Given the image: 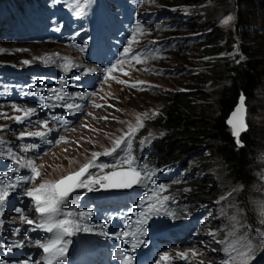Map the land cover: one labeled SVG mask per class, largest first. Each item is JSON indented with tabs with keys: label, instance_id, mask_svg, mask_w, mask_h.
Returning a JSON list of instances; mask_svg holds the SVG:
<instances>
[{
	"label": "rangeland",
	"instance_id": "1",
	"mask_svg": "<svg viewBox=\"0 0 264 264\" xmlns=\"http://www.w3.org/2000/svg\"><path fill=\"white\" fill-rule=\"evenodd\" d=\"M102 4V0H0V84L4 85L0 95L11 87L35 82L42 74L86 60L84 48L93 31L104 39L120 42L122 52L131 46V52L122 56L112 76L99 86L89 113L66 136L68 141L39 159L41 174L34 184H55L93 161L97 166L90 167L80 179H87L88 175L101 178L109 170L129 168L123 161L131 157L130 167L141 173V182L133 187L149 184L160 202L165 194L159 185L166 188L189 177L187 171L174 172L168 167L153 170L147 163L143 153L161 134L151 126V120L158 115L164 96L172 93H188L201 109H207L205 115L214 113L211 97L221 85L214 81L215 74L223 68H207L197 47L214 24L212 31H225L229 42L234 43L236 39L229 31L235 30L238 14L248 12L251 24L259 25L262 11L244 9L236 0H119L107 11L101 8ZM117 5L125 10L124 14ZM99 15L104 20V31L96 22ZM228 17L232 19L224 23ZM66 22L69 27L63 32L56 27L61 24V28ZM22 28L34 32V38L24 34ZM188 71L201 77L191 79ZM197 90L208 101L201 99ZM244 107L247 130L263 133L252 150L250 184L236 182L224 167L211 166L216 163L203 157L191 162L190 176L205 173L217 185V198L205 203L203 210L204 204L198 203L200 212H194L197 208L184 210L180 198L184 191L177 192L187 189L189 183L178 182L172 197L162 201L169 217L172 219L174 213L183 220L184 231L192 235L195 264H222L228 259L224 249L229 244L238 250H246L244 245L251 244L254 258L250 264H264V81L253 99H244ZM15 117L0 109V144L5 138H13ZM134 128L137 130L131 132ZM125 134H130L126 139H130L131 147L122 142L116 148V141ZM113 148L116 151L111 155H103ZM93 154L99 155L94 158ZM100 164L108 167L101 169ZM104 184L101 180L92 189H102ZM240 203L246 204L252 214ZM190 219L196 221L194 226L189 224L193 230L188 228Z\"/></svg>",
	"mask_w": 264,
	"mask_h": 264
},
{
	"label": "trees",
	"instance_id": "2",
	"mask_svg": "<svg viewBox=\"0 0 264 264\" xmlns=\"http://www.w3.org/2000/svg\"><path fill=\"white\" fill-rule=\"evenodd\" d=\"M236 3L249 11L260 8L263 16L259 25L251 24L248 12H242L235 21V30L229 31L236 39L234 43L229 42L228 33L225 31H212V28H216L214 24L211 26V33L205 35L204 41L197 47L201 62L207 68L220 65L223 68L215 74L214 81L221 83L211 97L215 112L205 115L207 109H201V105L189 98L188 93L165 95L158 115L151 120V126L161 134L152 143L149 154L157 167L164 165L184 169H188L193 160L204 157L216 163L211 166L224 167L236 182L247 185L252 178V150L263 133L251 129L244 131L240 135L243 145L240 147L226 120L238 98L243 95L244 99H253L256 90L264 81V0H236ZM239 37L241 40H238ZM236 45L241 47L237 48ZM189 76L191 79L201 77L197 74L191 75V71H188ZM200 82L204 80L200 79ZM212 87L215 88V85ZM198 90L201 91L200 88ZM198 90L199 97L208 101ZM181 191H184L183 197L189 204H205L218 196L217 185L205 173H198L187 189L178 190L179 194ZM240 204L249 215L252 214L246 204Z\"/></svg>",
	"mask_w": 264,
	"mask_h": 264
},
{
	"label": "snow or ice",
	"instance_id": "3",
	"mask_svg": "<svg viewBox=\"0 0 264 264\" xmlns=\"http://www.w3.org/2000/svg\"><path fill=\"white\" fill-rule=\"evenodd\" d=\"M232 17H228L224 23H228ZM131 52V46L125 47L123 52L121 53L122 56ZM134 59L136 57H133ZM117 67L116 64H113L111 68L106 69V73L112 72L113 69ZM67 68V65H65ZM79 79V77H77ZM62 98V97H61ZM68 109H79V105L67 104L65 105ZM244 97L241 96L240 104L238 105L236 112L234 113V118L229 121L233 127V135L236 138L238 146L242 147L240 134L242 131L247 130V125L244 121ZM35 114V109L29 108L24 111L22 116H16L14 119L18 123H22L24 119H27L29 116ZM74 114V113H73ZM58 118V117H57ZM41 126L47 128L48 122L41 121ZM137 129H131V132H135ZM28 135V136H36L40 138H45L47 136V132H34V133H21V137ZM130 134H125V137H122L120 140L116 141V148L121 146L122 142H126L131 147L130 139H126ZM143 144L144 142L141 141ZM38 145L32 144L27 146L25 151L29 149H34ZM116 148L111 149L110 151H105L103 155H111L113 152L116 151ZM99 154H93L94 158ZM8 159H12L14 163L20 164V167H28L30 168L31 172L33 173L32 177L24 176L23 181L27 182L29 179H34L36 176L39 175L37 169L32 166L31 161H27L26 163L18 161L15 159L14 156L9 153ZM123 163L129 165V169L125 172H113L110 175L103 176L101 178H96L91 175L87 176L86 180L80 179L85 173L88 172V169L93 166H97L94 164V161L89 164H85L83 167L79 169L78 172L71 174L67 177H64L62 180L56 182L55 184H41L38 188L29 190L25 192V195L30 197L35 204V212L40 215V221L35 223L34 228L30 229L31 231H44L47 233H52L53 236L51 239L47 240L46 242H37V246L43 249L45 253V264H57V261L62 259L64 252L66 251L67 242L63 240L64 236H70L73 234V231L79 230L76 222L70 217L73 215L72 213H62L60 206L66 202L69 194L74 191L76 188L81 187H88L91 190L90 185L93 183H101V180L107 181L108 183L103 186L107 187H121V188H131L133 184L141 182V173L132 169L131 163L132 158L129 157L125 159ZM101 169L108 167V165L100 164L98 165ZM0 175H6V173H0ZM121 177L119 180H114V177ZM21 182V178H17L15 182L5 183L4 181L0 180V213L3 212V206L7 202V198L10 196L11 191L14 190L17 185ZM164 185H159L160 189H164ZM147 199H151L148 197ZM168 199L167 196L162 198V201H166ZM162 201L158 202V204H149L145 211L140 213V219L136 221L137 230L134 232L125 231L119 234L122 237H137V235H144V230L142 229L143 224H146L148 219H150V214H159L160 208L163 207ZM15 211L20 213L22 209L16 208ZM170 214V213H169ZM81 217L85 214L80 213ZM57 216H63L64 218L57 219ZM23 220L24 217L21 216ZM29 225L34 223L33 220L28 219L26 221ZM19 231V230H17ZM212 235V233H210ZM142 241L138 239L133 240L132 247H138ZM22 242L20 244H16L15 247H21ZM244 249L246 250H238L234 245L229 244L225 247L224 251L228 254V259L224 260L222 264H250V261L254 258L253 252L254 249L251 244L244 245ZM231 252H235L236 255H231ZM162 260L167 259V255L161 257ZM124 264H131V258L124 257Z\"/></svg>",
	"mask_w": 264,
	"mask_h": 264
},
{
	"label": "water",
	"instance_id": "4",
	"mask_svg": "<svg viewBox=\"0 0 264 264\" xmlns=\"http://www.w3.org/2000/svg\"><path fill=\"white\" fill-rule=\"evenodd\" d=\"M240 100H241V97H239V99H238V101H237V103H236V105H235V107H234V109H233V111L230 113V115H229V117H228V119L226 120V123H227V125L232 129V131H233V127H232V124H230L229 123V121L230 120H232L233 118H234V113L236 112V109H237V107H238V105L240 104ZM245 108V107H244ZM244 115V114H243ZM243 133V131L241 132V134ZM233 134V133H232ZM240 134V135H241ZM126 170H119V171H115V172H125ZM113 173V172H112ZM111 174V173H110ZM109 174V175H110ZM121 177H119V176H117V177H114L113 179L114 180H119ZM106 183H108V182H106ZM134 185V184H133ZM132 185V186H133ZM128 189H130V188H121V187H114V188H108V187H104V189H103V191H106V192H125V191H127Z\"/></svg>",
	"mask_w": 264,
	"mask_h": 264
},
{
	"label": "bare ground",
	"instance_id": "5",
	"mask_svg": "<svg viewBox=\"0 0 264 264\" xmlns=\"http://www.w3.org/2000/svg\"><path fill=\"white\" fill-rule=\"evenodd\" d=\"M115 48H118V50L120 51L121 49H122V47H121V43L120 42H116V46H115ZM162 53V52H161ZM132 63V62H131ZM81 123V122H80ZM88 143V142H87ZM185 167V166H184ZM107 184V183H106ZM106 184H104V185H106ZM104 187H107V186H104ZM109 188V187H108ZM110 188H114V187H110ZM215 227V226H214ZM216 243V242H215ZM217 245V244H216ZM215 249V248H214ZM220 259V258H219Z\"/></svg>",
	"mask_w": 264,
	"mask_h": 264
}]
</instances>
